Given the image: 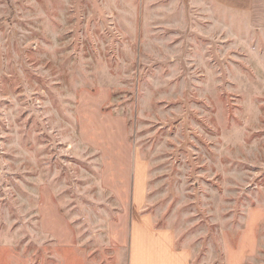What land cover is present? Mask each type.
<instances>
[{"label":"rangeland","instance_id":"obj_1","mask_svg":"<svg viewBox=\"0 0 264 264\" xmlns=\"http://www.w3.org/2000/svg\"><path fill=\"white\" fill-rule=\"evenodd\" d=\"M133 214L193 264H264V22L0 0V264H128Z\"/></svg>","mask_w":264,"mask_h":264},{"label":"crops","instance_id":"obj_2","mask_svg":"<svg viewBox=\"0 0 264 264\" xmlns=\"http://www.w3.org/2000/svg\"><path fill=\"white\" fill-rule=\"evenodd\" d=\"M213 3L235 11H248L253 19L264 22V0H210ZM135 181L134 206L137 211L143 208L146 197V180L139 172ZM128 264H193L190 249L177 248L175 235L166 229H157L146 214L133 217L129 227ZM63 259L60 264H72L74 260ZM71 262V263H70ZM10 264V263H7ZM83 264H95L86 261Z\"/></svg>","mask_w":264,"mask_h":264}]
</instances>
